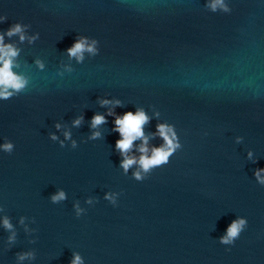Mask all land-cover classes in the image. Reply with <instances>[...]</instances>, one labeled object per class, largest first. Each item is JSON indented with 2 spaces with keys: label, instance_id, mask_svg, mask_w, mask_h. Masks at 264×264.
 Wrapping results in <instances>:
<instances>
[{
  "label": "water",
  "instance_id": "water-1",
  "mask_svg": "<svg viewBox=\"0 0 264 264\" xmlns=\"http://www.w3.org/2000/svg\"><path fill=\"white\" fill-rule=\"evenodd\" d=\"M213 2L0 0V35L19 24L25 37L4 43L27 82L0 99V144L13 145L0 150V218L11 225L0 226V264H69L73 253L83 264H264L254 175L264 168V0ZM81 36L96 51L77 62L65 49ZM137 108L149 149L163 144L157 124L179 145L139 181L138 165L120 167L105 115ZM94 114L106 123L91 129ZM237 217L238 238L219 243Z\"/></svg>",
  "mask_w": 264,
  "mask_h": 264
},
{
  "label": "clouds",
  "instance_id": "clouds-1",
  "mask_svg": "<svg viewBox=\"0 0 264 264\" xmlns=\"http://www.w3.org/2000/svg\"><path fill=\"white\" fill-rule=\"evenodd\" d=\"M219 6L224 8L221 0H214L210 7L215 10ZM226 10V9H225ZM4 17L0 16V22H2ZM13 34H20V40L25 37L22 34V28L19 24L11 26L3 35H0V99H7L13 92H18L23 89L26 85V80L14 74L11 71L13 65V58L17 55V51L11 46L4 43V35L12 36ZM95 41L88 42L85 37H77L74 39L70 47L65 49L66 54L69 58H75L79 62L83 56V52L87 51L89 53H94L96 51L94 45ZM42 67V65H40ZM11 89L12 91H9ZM100 106L113 105L120 106V101L107 99H100L98 101ZM105 115L113 116V131L118 134V139L114 141V149L119 152L121 156L120 167L127 172L128 168L136 164L139 170L133 173V177L139 181L143 179L141 173H147L154 167H159L168 162V157L173 153V151L179 146L175 143V136L173 135V129L170 126L163 124L156 125V133L162 140L163 144L159 147H153L149 149L147 147V137L143 132V125H145L149 117L145 114L142 109L137 108L134 112H124L121 115H116L113 111L109 110ZM105 115L94 114L90 119V128L96 129L97 126L106 123ZM82 117H77L73 121L74 126H78L81 123ZM56 129L59 130L60 125H55ZM65 139L68 138L69 133L64 132ZM100 133L98 131H93L91 133L90 139L99 138ZM171 137V139H170ZM50 139L56 140L55 135H50ZM139 140L141 143L137 146L136 150L139 152V156L135 157L130 155V151L133 148V141ZM61 146H63L61 142ZM73 147H75V142H73ZM13 145L10 142L5 141L0 144V150L10 153ZM251 156V153L248 154ZM264 168L257 169L254 172L258 182L264 184ZM65 198L62 191H58L56 194L50 196V200L56 203ZM105 199L113 201L112 196L106 194ZM90 202V201H89ZM114 202V201H113ZM77 215L80 214L81 209L76 208ZM22 222V221H21ZM246 224L245 219L237 217L235 220L231 221L225 229L224 235L219 238V243L231 245L238 238L239 233L243 230ZM0 226L5 229H10L11 225L7 218H0ZM12 237H9L11 240ZM30 253L22 254L19 259H24L25 256H30ZM69 264H83L81 257L73 253L72 259Z\"/></svg>",
  "mask_w": 264,
  "mask_h": 264
}]
</instances>
